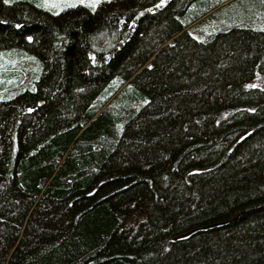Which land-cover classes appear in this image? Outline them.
Wrapping results in <instances>:
<instances>
[{"label": "trees", "instance_id": "trees-1", "mask_svg": "<svg viewBox=\"0 0 264 264\" xmlns=\"http://www.w3.org/2000/svg\"><path fill=\"white\" fill-rule=\"evenodd\" d=\"M44 6L0 0V264H264V0Z\"/></svg>", "mask_w": 264, "mask_h": 264}, {"label": "rangeland", "instance_id": "rangeland-1", "mask_svg": "<svg viewBox=\"0 0 264 264\" xmlns=\"http://www.w3.org/2000/svg\"><path fill=\"white\" fill-rule=\"evenodd\" d=\"M11 1V0H7ZM88 1V2H86ZM100 0H43L44 7L50 8L53 12H61L67 7L74 6L76 4H87L93 5L94 7L99 3ZM54 9V10H53Z\"/></svg>", "mask_w": 264, "mask_h": 264}]
</instances>
